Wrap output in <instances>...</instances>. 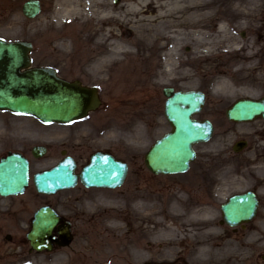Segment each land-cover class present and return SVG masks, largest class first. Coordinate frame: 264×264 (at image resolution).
<instances>
[{
	"label": "rangeland",
	"instance_id": "1",
	"mask_svg": "<svg viewBox=\"0 0 264 264\" xmlns=\"http://www.w3.org/2000/svg\"><path fill=\"white\" fill-rule=\"evenodd\" d=\"M24 1L0 0V38L31 42L33 44L31 53L33 66H51L67 80L78 79L85 85L97 87L102 105L87 120L85 118L67 126L42 125L40 127L31 118L0 113V156L9 150L21 149L27 152L32 145L48 143L53 134L64 133L73 138H80V134L87 135L89 131V135L98 134V138L102 142L94 143L92 147L98 145V147L109 148L116 157L128 163L129 171L120 188L110 191L96 192L94 190L87 196L84 204L76 206L84 216L88 215L93 208L99 209L95 215L90 217V221L96 222L89 225V232L115 237L120 234L123 236L126 231H129V234L138 231L140 235L151 241L159 240L160 246L166 244L169 247L170 245L171 250H177L179 246H183L185 250L191 252L190 256H187V252L172 254L170 259L176 261L180 258L195 256L199 264L202 257L208 256L211 251H214L224 258V262L221 260V264H259V257L264 255V236L261 232L264 228V195L260 192L264 180V122L258 121L251 124L228 122L224 116V110L233 99L231 77L226 81L230 84L229 87L227 85L225 89L215 90L210 81H201L199 76L204 74L209 67L211 72H207V74H211V77L223 74V70H230L229 67L223 66L225 62L214 58L217 55V50L223 49L222 45L217 46L216 43L225 32L223 29L219 31L217 28L219 24L224 25L226 30L230 27L236 28L232 25L235 24L234 21L239 16V18H246L240 19V22L248 20L256 28L258 22L264 17V0H150L151 2L158 1L164 5L171 1H177L179 6H184L183 10L190 7V10L193 8L198 11L192 12L189 18L183 21L185 25L181 27L182 29L177 26L168 27V45L165 49L158 50V53L151 54V58L152 55H157L158 60H153V63L156 64L155 67L146 69L147 75L141 74L140 71L139 73L130 71L132 63L129 64L128 59L122 61V64L106 67L108 75L102 73L99 76L91 74L89 71V64L95 58L96 51L90 50L91 44L84 43L79 34L75 32L76 26L79 25L78 22L71 20L66 26L64 21H60L59 31L46 28L45 23L42 22L43 19L49 18L55 12L57 0H39L42 10L39 16L31 20L24 18L21 14L20 8ZM135 1L120 0L115 4L114 0H102V3L105 10L111 11L113 15L120 18L126 6L129 3L134 4ZM146 10L148 11L146 17L156 14L151 12L150 8ZM85 12L87 11H83V13ZM196 18L199 20L196 21ZM46 20L48 21V19ZM189 21L194 23V27L191 25L194 30H184L190 25ZM156 23L151 21L150 24ZM241 23L243 24L239 25H244V22ZM113 26L115 34L121 35L127 40L132 38V33L127 27L122 26L119 22L114 23ZM199 30L202 31V34L199 33ZM63 32L70 36L65 47L59 46L61 38L59 33ZM234 33L236 32H232V34ZM232 48L230 46L228 49L233 50ZM186 49L190 52L183 51ZM84 50L91 51L89 57L84 56ZM166 50H173L172 54L176 59V65L170 73H164V79L155 80L154 71L166 68L163 67V58L160 57L162 51ZM78 59L81 61L76 62ZM185 64L191 65L190 76L181 72ZM135 76L140 78L139 81ZM143 76L145 79H142ZM209 79L208 77L207 80ZM172 84L205 91L207 101L198 117L208 118L213 122L214 134L208 143L195 147L196 158L191 164L193 170L180 175V177L152 176L143 166V154L157 138L169 130L163 117L164 98L161 90ZM240 139L249 142L248 147L239 154H232L231 145ZM195 172L200 181L196 182L194 186H189L187 179L197 181ZM213 172L217 174L216 180L213 178ZM202 176L204 178L211 177L206 186L201 185ZM218 180L227 184L225 191L216 195L213 194V188ZM246 190L255 192L259 199V209L254 221L249 224L248 229L238 232L235 234L236 236H231L233 234L227 228L217 229L213 222L219 218V214L217 215L219 204L231 194ZM172 191L182 196L193 195L201 203L206 200L209 205L207 206L210 210L209 215L199 214L195 216L201 217H189L190 219L185 224L186 229L195 230V226L199 229L200 233L194 234L196 242L187 237L180 239L178 235H169L161 231L160 228L157 229L160 232L156 235L151 232L152 226L155 229L157 224L166 226L172 225L171 222L179 221L171 219L170 215L179 213L183 208L169 206V201H166ZM138 204L154 207L156 212L151 217H145L150 215L142 212L147 207L141 210L142 208L135 206ZM5 208L6 206H0V232L10 234L13 240L6 242L2 237L0 238V264H48L55 260L51 259L49 255L31 258L27 254V246L20 239L25 229L22 222L24 216L18 214L20 211L13 213L14 209L5 211ZM110 214H114L118 218L115 221L117 228L109 229L106 226ZM182 218H185V215ZM2 219L5 221L1 222ZM18 221L22 223H18ZM169 228L172 231V227ZM191 235L193 232L189 236ZM198 248H202L204 253H197ZM181 250L178 249V251ZM108 255L111 256L107 257ZM124 255L120 254L116 248L102 259L99 255H93L89 256L87 260L89 264H111V262L124 264L127 260L129 263L138 260L135 258L137 252L133 248L126 250L127 257ZM157 255L161 257L163 249L158 248ZM55 256L62 257L66 264V255L57 254ZM100 259L101 261H99ZM70 263L72 264V259ZM83 264L86 263L83 261Z\"/></svg>",
	"mask_w": 264,
	"mask_h": 264
},
{
	"label": "water",
	"instance_id": "2",
	"mask_svg": "<svg viewBox=\"0 0 264 264\" xmlns=\"http://www.w3.org/2000/svg\"><path fill=\"white\" fill-rule=\"evenodd\" d=\"M39 11L37 1H27L22 12L34 17ZM27 43H5L0 41V110L31 114L44 122H69L86 114L99 104L94 89L81 88L77 82L66 83L57 79L49 69H29ZM168 96L169 90H164ZM196 93H177L165 103V116L172 131L157 141L145 154L146 166L155 174L177 173L187 169L194 159L192 145L205 142L212 133L208 121L198 122L191 119L194 103L190 98ZM250 102H242L238 108L227 111L229 119H250L259 110H254ZM240 144L235 146V150ZM7 163V165L5 164ZM26 162L19 155H9L0 163V183L6 191L15 193L25 185ZM66 171L65 178L62 173ZM11 172L14 178H3ZM71 170L64 164L35 176L39 191L53 192L67 183L74 182ZM126 166L111 156L94 155L91 163L83 169L81 179L86 185L113 188L122 184ZM5 182V183H4ZM231 206H223L229 212V223H239L251 218L257 206L251 193L234 196ZM234 214L233 218L230 215Z\"/></svg>",
	"mask_w": 264,
	"mask_h": 264
},
{
	"label": "bare ground",
	"instance_id": "3",
	"mask_svg": "<svg viewBox=\"0 0 264 264\" xmlns=\"http://www.w3.org/2000/svg\"><path fill=\"white\" fill-rule=\"evenodd\" d=\"M56 2L55 12L49 18L43 19L42 22L45 23L46 28H51L53 31L60 30V21H64L66 26L69 25L71 20L78 22L79 25L77 24V28L75 27V32L79 34L84 43L91 44L90 50L96 51L95 58L89 64V71L91 74L97 76L104 73L106 67L118 63L122 64V61L128 59L129 64L132 63L130 71L134 73H139L140 71L141 74H145L147 68L156 66L153 63L154 56L152 55L151 58V54L157 50H163L168 45V27L177 26L181 28L185 25L181 21L184 12L181 13L182 8L177 1H171L167 5H164L158 1L136 0L134 4L129 3L126 6L120 18L113 15L111 11L105 10L102 0H86L84 2L81 0H57ZM147 8H150L151 12H155L156 14L146 17ZM83 11L87 12L83 13ZM151 21L157 23L152 25L150 24ZM116 22H119L130 30L132 33L131 39L127 40L121 35L114 33L113 24ZM189 23L191 25L194 24L192 21H189ZM71 28L70 30L73 31ZM59 36H61L59 46H67L70 36L64 32L62 34L59 33ZM72 36L74 37V34ZM132 48L134 50H131ZM163 59L166 68L165 70L154 71L155 80L164 79V73H170L175 66L174 55L170 50L163 53ZM183 72L185 75L189 74V68H185ZM135 77L139 81L137 76ZM215 86L220 89L224 86V83L217 81ZM225 187L226 183L219 182L216 185L215 192L221 193L225 190ZM260 192L264 195V180ZM166 201H169V206H203L191 196H182L175 191H172L168 195ZM135 206H139L140 208L148 207L141 204ZM115 220V216H112L109 220V224L113 228L117 226ZM261 232L264 235V228Z\"/></svg>",
	"mask_w": 264,
	"mask_h": 264
},
{
	"label": "flooded vegetation",
	"instance_id": "4",
	"mask_svg": "<svg viewBox=\"0 0 264 264\" xmlns=\"http://www.w3.org/2000/svg\"><path fill=\"white\" fill-rule=\"evenodd\" d=\"M232 57V78L235 92L239 98L246 95L249 98L261 99L264 97V47L255 44H248L244 50H234L231 55H226L227 59L220 60L227 62ZM67 201H69L67 199ZM55 202H58L57 200ZM52 206V202H47ZM72 214V213H70ZM67 214L72 225L77 220L72 215ZM75 216V215H74ZM74 235V230L72 231ZM55 234V232L53 233Z\"/></svg>",
	"mask_w": 264,
	"mask_h": 264
}]
</instances>
